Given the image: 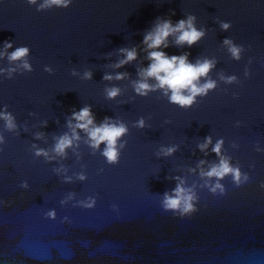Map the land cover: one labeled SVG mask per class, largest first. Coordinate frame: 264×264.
<instances>
[{"label": "water", "instance_id": "obj_1", "mask_svg": "<svg viewBox=\"0 0 264 264\" xmlns=\"http://www.w3.org/2000/svg\"><path fill=\"white\" fill-rule=\"evenodd\" d=\"M189 14L206 35L191 48L169 37L161 50L215 61L207 77L215 88L190 108L170 103L162 89L138 95L134 82L150 63L144 35L158 17L175 24ZM220 21L231 28L221 30ZM226 38L243 46L240 60ZM5 41L9 52L29 47L32 71L0 57V68H17L12 79L0 74V111L7 106L18 124L9 132L0 120V264H264V151L256 150H264V0H72L42 11L0 0V52ZM133 47L138 58L115 67L120 49ZM117 73L127 75L104 79ZM113 87L120 93L109 99ZM86 105L96 126L106 117L126 125L118 163L80 129L66 155L53 151L58 137L72 135V112ZM221 139L222 155L249 176L239 187L231 175L219 180L224 194L200 175L220 162L212 148ZM38 148L49 156H36ZM181 181L197 209L183 216L162 206Z\"/></svg>", "mask_w": 264, "mask_h": 264}, {"label": "clouds", "instance_id": "obj_2", "mask_svg": "<svg viewBox=\"0 0 264 264\" xmlns=\"http://www.w3.org/2000/svg\"><path fill=\"white\" fill-rule=\"evenodd\" d=\"M30 5H37V11L46 9L56 8H68L72 0H27ZM196 16L187 15L186 18L178 20L175 24L170 18L158 17L156 23L151 30L147 31L143 38V44L146 48L143 50L147 53V59L150 61L147 68L139 71L138 75L140 79L134 82L135 92L138 95L147 96L148 92L155 91L158 89L164 90V94L168 96L169 102L180 106L181 108H190L196 103L198 96H207L210 90H213L216 86L214 80L208 79V74L215 67V61L210 59H198L196 63L189 61L188 53L183 55H171L169 56L165 51L170 46L169 37H173L175 46L187 45L189 48L197 44L205 35L204 29H198L196 27ZM220 28L223 31H228L231 28L229 22L220 21ZM224 45L228 47L231 56L235 60L241 59V52L243 51L242 45H236L233 40L225 39ZM13 48V43L9 41L4 42V52H0V57H6L10 64H19L25 71L31 72L32 66L27 60L30 54V49L27 46L16 47L14 51L9 52V49ZM123 59L115 65L120 68L124 65L135 61L138 58V51L135 47L128 49H120ZM17 71L16 67H9L7 69L0 68V74H6L8 79L13 78V74ZM45 71L51 73L50 67H45ZM126 73H117L115 77L109 74H105V80H112L113 78L120 80L123 79ZM246 77L249 76V71H245ZM85 79H91L92 73L85 72ZM204 78V82L201 83V79ZM149 79H154L157 83L155 85L150 84ZM236 80L235 76L227 77V82L232 83ZM107 96L109 99H114L120 93V89L113 87L106 89ZM169 92L171 95L169 96ZM111 118L106 117L105 121L99 126H96L94 121L95 117L92 114L91 106L86 105L81 108L78 112L73 111L71 120H69V127L73 128L72 135L69 136L67 133L57 138L54 145L53 151L57 155H66V149L72 146L73 140L79 139V135L76 129L83 130L87 133L91 144L90 146L98 149L101 143L105 144V148L102 155L106 160L115 164L119 161V148L123 145L118 146L119 139L124 136L128 129L124 123H110ZM0 120L4 121L5 129L9 132L17 131L18 124L15 116L7 110L5 106L4 111H0ZM72 120L77 123L75 127L72 126ZM139 127H144V120L141 119L137 122ZM37 139L40 138V134L37 135ZM6 143L3 135H0V144ZM212 144L211 136L205 138V142L199 145L201 151H205L209 145ZM223 140H218L213 146L212 151L220 157L218 164H213L208 171L201 169L200 175L206 178H215L216 183L210 187V190L215 193L217 189L220 190L221 194H224L225 189L219 180H222L226 175L233 177V182L237 187L245 184L249 180L247 174L240 172L239 167H233L230 164V158H225L222 153ZM35 147V145H33ZM176 149L168 148L164 155H171ZM264 151L259 147L256 149ZM36 156L48 157L49 154L45 149H37L35 152ZM204 161H201L203 164ZM81 180L85 179L83 175L79 177ZM179 179V178H177ZM21 187L27 188V182L22 183ZM264 187V184L261 185ZM196 199L194 192L191 188L184 187V182L181 181L176 187L169 192L163 194L162 206L165 211H179L183 216L185 214H191L196 212L197 209L193 203ZM95 203L94 200L87 204L88 207H92ZM49 217H55V212L50 211L47 214Z\"/></svg>", "mask_w": 264, "mask_h": 264}]
</instances>
